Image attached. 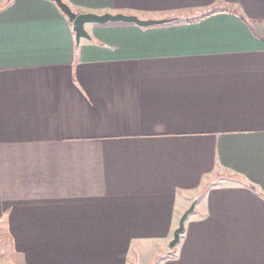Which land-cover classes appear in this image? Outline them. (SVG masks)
I'll use <instances>...</instances> for the list:
<instances>
[{
	"label": "crops",
	"instance_id": "1",
	"mask_svg": "<svg viewBox=\"0 0 264 264\" xmlns=\"http://www.w3.org/2000/svg\"><path fill=\"white\" fill-rule=\"evenodd\" d=\"M62 1L177 19L0 0V264H264V0Z\"/></svg>",
	"mask_w": 264,
	"mask_h": 264
},
{
	"label": "water",
	"instance_id": "2",
	"mask_svg": "<svg viewBox=\"0 0 264 264\" xmlns=\"http://www.w3.org/2000/svg\"><path fill=\"white\" fill-rule=\"evenodd\" d=\"M57 7L62 11V13L67 17L71 23L72 31L74 33L75 43L78 45L80 39L86 38L89 36L85 30V25L87 24H104L108 22H125L133 23L140 27H149L155 25H162L174 22L177 18H163V19H139L135 15H127L122 13L110 14H95V13H76L73 11L65 2L62 0H51ZM200 195L194 197L190 205L183 211L181 214L176 228L173 230L172 239L170 240L168 246L172 248L175 244L178 243L181 233L184 229V223L188 215L193 213L195 210V205L199 199Z\"/></svg>",
	"mask_w": 264,
	"mask_h": 264
},
{
	"label": "trees",
	"instance_id": "3",
	"mask_svg": "<svg viewBox=\"0 0 264 264\" xmlns=\"http://www.w3.org/2000/svg\"><path fill=\"white\" fill-rule=\"evenodd\" d=\"M227 10L235 15H240V13L234 9H231V8H227ZM213 11H209V12H200V13H192V14H189V15H186V16H183V17H180L178 20L180 21H194L196 19H199V18H202L204 16H206L207 14L209 13H212Z\"/></svg>",
	"mask_w": 264,
	"mask_h": 264
},
{
	"label": "rangeland",
	"instance_id": "4",
	"mask_svg": "<svg viewBox=\"0 0 264 264\" xmlns=\"http://www.w3.org/2000/svg\"><path fill=\"white\" fill-rule=\"evenodd\" d=\"M4 230L0 228V262L5 259V246L7 245V238Z\"/></svg>",
	"mask_w": 264,
	"mask_h": 264
}]
</instances>
